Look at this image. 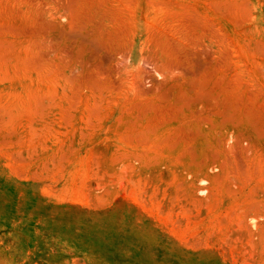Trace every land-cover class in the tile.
<instances>
[{"label":"rangeland","instance_id":"rangeland-1","mask_svg":"<svg viewBox=\"0 0 264 264\" xmlns=\"http://www.w3.org/2000/svg\"><path fill=\"white\" fill-rule=\"evenodd\" d=\"M0 264H264V0H0Z\"/></svg>","mask_w":264,"mask_h":264}]
</instances>
